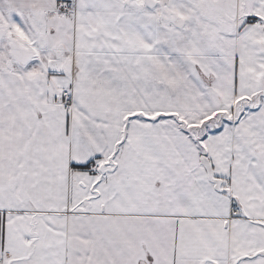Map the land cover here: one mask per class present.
I'll list each match as a JSON object with an SVG mask.
<instances>
[{"label": "snow or ice", "instance_id": "obj_1", "mask_svg": "<svg viewBox=\"0 0 264 264\" xmlns=\"http://www.w3.org/2000/svg\"><path fill=\"white\" fill-rule=\"evenodd\" d=\"M0 264H264V0H0Z\"/></svg>", "mask_w": 264, "mask_h": 264}]
</instances>
